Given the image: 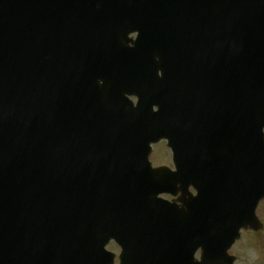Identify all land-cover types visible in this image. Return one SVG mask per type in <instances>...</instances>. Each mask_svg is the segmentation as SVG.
Returning <instances> with one entry per match:
<instances>
[{
  "label": "water",
  "instance_id": "1",
  "mask_svg": "<svg viewBox=\"0 0 264 264\" xmlns=\"http://www.w3.org/2000/svg\"><path fill=\"white\" fill-rule=\"evenodd\" d=\"M263 57L264 0H0V264H112L110 239L122 264L135 255L179 264L195 251L180 249L182 221L210 253L221 207L157 196L183 167L202 176L197 116L228 119V133L246 139L234 138L245 150L234 152L231 186L254 215L264 196ZM201 102L208 110L197 113ZM162 139L175 173L149 163ZM233 232L220 240L231 245Z\"/></svg>",
  "mask_w": 264,
  "mask_h": 264
},
{
  "label": "flooded vegetation",
  "instance_id": "2",
  "mask_svg": "<svg viewBox=\"0 0 264 264\" xmlns=\"http://www.w3.org/2000/svg\"><path fill=\"white\" fill-rule=\"evenodd\" d=\"M256 214L261 227H259V230L249 228L242 232L241 240L231 250L232 254L241 255L254 252L264 258V200L259 204Z\"/></svg>",
  "mask_w": 264,
  "mask_h": 264
},
{
  "label": "rangeland",
  "instance_id": "3",
  "mask_svg": "<svg viewBox=\"0 0 264 264\" xmlns=\"http://www.w3.org/2000/svg\"><path fill=\"white\" fill-rule=\"evenodd\" d=\"M133 101L135 102V100ZM150 160L154 167H159L160 165H165L169 168L173 167L171 163V155L165 143H160L154 146ZM107 250L117 256L115 264H119L118 256L120 254V248L118 245L114 242H111ZM249 260L252 262L250 264H253L256 261V257L253 255L251 257L249 256ZM243 264H247L246 259L243 260Z\"/></svg>",
  "mask_w": 264,
  "mask_h": 264
},
{
  "label": "bare ground",
  "instance_id": "4",
  "mask_svg": "<svg viewBox=\"0 0 264 264\" xmlns=\"http://www.w3.org/2000/svg\"><path fill=\"white\" fill-rule=\"evenodd\" d=\"M209 60H210V59H209ZM210 62H211V60H210ZM167 82H168V83H171V79H170V78H168V79L166 78L165 81H164V83H167ZM197 99H200V98H199V97H198V98L196 97V98H195V101H197ZM188 105H193V104H192V100H191L190 102H188ZM212 105L217 106L216 103H212ZM200 107H204V105H201ZM88 137H92L91 134H90ZM90 139H91V138H89V139H87V140H90ZM226 157L229 158V159H231V155H230V154H227ZM52 211H53V212H56L55 210H52Z\"/></svg>",
  "mask_w": 264,
  "mask_h": 264
},
{
  "label": "snow or ice",
  "instance_id": "5",
  "mask_svg": "<svg viewBox=\"0 0 264 264\" xmlns=\"http://www.w3.org/2000/svg\"><path fill=\"white\" fill-rule=\"evenodd\" d=\"M164 75V73L162 74V76ZM138 96V95H137ZM139 103H140V101H139ZM159 107H155V108H152V111L154 112V113H156V112H159ZM172 170L174 171V172H177L178 171V168H177V166H175L174 165V167H172ZM194 194H196V195H198V193H194Z\"/></svg>",
  "mask_w": 264,
  "mask_h": 264
}]
</instances>
